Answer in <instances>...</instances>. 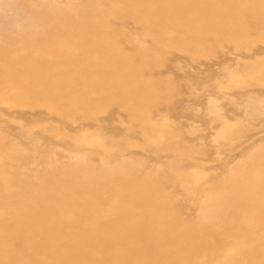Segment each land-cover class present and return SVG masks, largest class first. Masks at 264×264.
Segmentation results:
<instances>
[{
    "label": "rangeland",
    "instance_id": "rangeland-1",
    "mask_svg": "<svg viewBox=\"0 0 264 264\" xmlns=\"http://www.w3.org/2000/svg\"><path fill=\"white\" fill-rule=\"evenodd\" d=\"M0 264H264V0H0Z\"/></svg>",
    "mask_w": 264,
    "mask_h": 264
}]
</instances>
